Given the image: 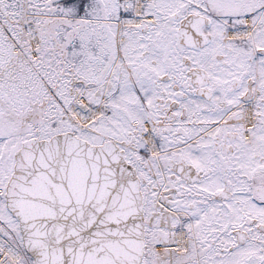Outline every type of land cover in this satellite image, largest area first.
<instances>
[{
	"label": "snow or ice",
	"instance_id": "obj_1",
	"mask_svg": "<svg viewBox=\"0 0 264 264\" xmlns=\"http://www.w3.org/2000/svg\"><path fill=\"white\" fill-rule=\"evenodd\" d=\"M0 264H264V0H0Z\"/></svg>",
	"mask_w": 264,
	"mask_h": 264
}]
</instances>
